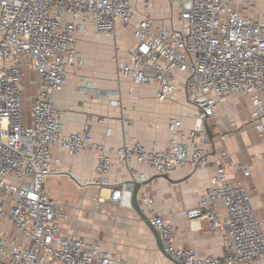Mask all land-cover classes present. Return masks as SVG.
I'll use <instances>...</instances> for the list:
<instances>
[{
	"label": "built area",
	"instance_id": "obj_1",
	"mask_svg": "<svg viewBox=\"0 0 264 264\" xmlns=\"http://www.w3.org/2000/svg\"><path fill=\"white\" fill-rule=\"evenodd\" d=\"M256 2L165 0L173 17L159 28L152 18V0H142L137 23L133 0H0V264H129L113 247L63 235L67 205L48 189L56 145L70 157L84 151L98 155L91 184L99 190L96 204L109 198L113 205L132 208L134 182L142 184L146 174L111 184L116 162L133 175L135 164L169 177L187 167L208 168L210 155L201 147L207 141L205 124L229 98L250 99L252 124L264 141V18L251 15L257 11ZM88 27L115 40L118 33L129 31L133 50L126 63L114 60L116 75L152 87L156 97L175 100L177 77L183 76L197 110L190 145L173 141L169 150L154 151L136 139L108 151L95 142L88 123L64 133L54 95L66 87L70 72L84 65L77 36ZM122 50L115 41L116 55ZM28 72L35 74L36 88L30 124L23 115ZM169 128L178 131L180 139L188 137L180 119H171ZM216 167L197 206L183 216L198 229L201 222L207 223L211 234L223 230L221 258L178 248L170 217L156 214L153 200L143 196L169 264H264L263 222L248 190L243 182L231 183L220 163Z\"/></svg>",
	"mask_w": 264,
	"mask_h": 264
},
{
	"label": "crops",
	"instance_id": "obj_2",
	"mask_svg": "<svg viewBox=\"0 0 264 264\" xmlns=\"http://www.w3.org/2000/svg\"><path fill=\"white\" fill-rule=\"evenodd\" d=\"M164 1L152 0L151 14L159 28L168 25L173 17L169 6L164 7L166 13L162 9ZM133 2L134 22L137 23L143 11L142 0ZM251 15L259 17L255 12ZM130 36L129 33H118L115 40L98 34L93 27L78 34L77 48L85 63L70 72L66 87L54 95L55 105L62 114L64 133L79 130L88 123L95 142L108 151L129 146L136 139H141L149 150L154 151L169 150L173 141L190 145L197 110L192 105L182 75L177 77L175 100L158 98L152 87L137 85L116 75L114 60L126 63L133 50ZM115 41L123 48L118 55L114 51ZM34 81L35 74L28 72L25 82L36 92ZM35 92L24 104L26 124L31 123L30 108ZM26 104H29L28 109H25ZM250 105L247 96L231 97L206 122L207 141L201 147L210 155L208 168L187 167L167 180L150 172L145 165H133L136 172L133 175L127 167L116 162L109 182L137 180L138 172L145 173L146 181L138 194L144 215L147 218L150 215L143 199L147 195L153 200L156 214L169 216L175 225L178 248L193 249L201 257L221 258L223 230L211 234L205 222H201L199 229L193 227L183 212L197 206L217 173L216 164L220 163L231 183L245 184L252 207L263 222L264 232V141L253 127ZM173 118L182 121V131L188 135L186 139H180L178 131L170 130L169 121ZM53 154L55 162L48 189L55 200L67 205L68 220L61 223L64 236L84 237L105 248L113 247L116 254L129 264H169L170 258L160 251L151 228L133 206L113 205L106 191L102 194L108 199L100 205L95 203L99 190L91 184L98 162L96 153L84 151L70 157L56 145ZM238 165L241 169L237 168ZM242 169H248L250 175L245 176ZM81 184L87 186L81 187ZM247 264L262 263L250 261Z\"/></svg>",
	"mask_w": 264,
	"mask_h": 264
},
{
	"label": "water",
	"instance_id": "obj_3",
	"mask_svg": "<svg viewBox=\"0 0 264 264\" xmlns=\"http://www.w3.org/2000/svg\"><path fill=\"white\" fill-rule=\"evenodd\" d=\"M165 179L170 180V177L167 175H162ZM144 184H141L139 182H134V191H133V196H132V206L133 208L139 213V215L142 217V219L145 221V223L151 228L154 236L157 239V243H158V247L160 249V251H162L163 253H165V249H164V245L163 242L161 240V237L158 233V231L151 226L148 218L144 215V213L142 212L140 206H139V202H138V194H139V190L140 188L143 186Z\"/></svg>",
	"mask_w": 264,
	"mask_h": 264
},
{
	"label": "rangeland",
	"instance_id": "obj_4",
	"mask_svg": "<svg viewBox=\"0 0 264 264\" xmlns=\"http://www.w3.org/2000/svg\"><path fill=\"white\" fill-rule=\"evenodd\" d=\"M256 3H257L256 4L257 5V11H255V13H257V16L264 18V0H260L259 4H258V2H256ZM164 7H165V5L163 4V8L162 7L161 8L163 10H165V13H166L167 10L164 9ZM155 14L157 15V13H155ZM157 16L159 17L160 15H157ZM125 32L129 33V31H125ZM24 87H25V89H24V101L25 102L23 103V109H24V104L31 98L30 95L32 96L35 92L33 89L30 88V86L27 84V82L24 83ZM27 95H29V96H27ZM25 96H26V98H25ZM28 108H29V104H26L25 109H28ZM23 115H24V112H23Z\"/></svg>",
	"mask_w": 264,
	"mask_h": 264
}]
</instances>
